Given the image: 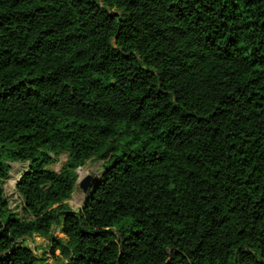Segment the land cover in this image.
<instances>
[{
	"label": "trees",
	"instance_id": "trees-1",
	"mask_svg": "<svg viewBox=\"0 0 264 264\" xmlns=\"http://www.w3.org/2000/svg\"><path fill=\"white\" fill-rule=\"evenodd\" d=\"M55 226L68 264H264V0H0V264Z\"/></svg>",
	"mask_w": 264,
	"mask_h": 264
},
{
	"label": "rangeland",
	"instance_id": "rangeland-1",
	"mask_svg": "<svg viewBox=\"0 0 264 264\" xmlns=\"http://www.w3.org/2000/svg\"><path fill=\"white\" fill-rule=\"evenodd\" d=\"M67 157L66 155H62L59 158V161H57L55 164H53L51 167L55 170H60L62 167V164L66 161ZM12 170L10 172L9 178L5 181V192L6 196L9 199L10 206L12 208L17 207V211L21 212L22 205L21 201L18 198V194L16 193V183L19 179L21 173L27 166V162H12ZM103 161H88L86 165L80 167L77 171L79 173V177H84L87 174H92L95 176V178H98L101 175L102 169H103ZM86 194L81 189L79 184L76 185L75 191L73 192V195L71 199L68 201L70 204V207L73 210H78L83 205ZM32 248V250L35 252V254L41 259L42 262L45 264H68V261L70 259V256L63 253V249L61 247H54L53 249V243L54 241L58 242L60 240H64V243H66L67 237L66 235L61 231L60 227L55 226L52 230L51 234L48 236L38 235L35 234L32 237H26L25 239H21Z\"/></svg>",
	"mask_w": 264,
	"mask_h": 264
},
{
	"label": "water",
	"instance_id": "water-1",
	"mask_svg": "<svg viewBox=\"0 0 264 264\" xmlns=\"http://www.w3.org/2000/svg\"><path fill=\"white\" fill-rule=\"evenodd\" d=\"M97 178H95L94 175L92 174H87L84 177H79L78 181L76 183L79 184V186L81 187V189L84 191V193L86 195H88L89 191L92 189V187L94 186L95 180ZM87 197V196H86Z\"/></svg>",
	"mask_w": 264,
	"mask_h": 264
}]
</instances>
